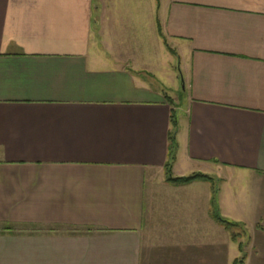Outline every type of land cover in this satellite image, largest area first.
I'll list each match as a JSON object with an SVG mask.
<instances>
[{
  "label": "crops",
  "instance_id": "obj_1",
  "mask_svg": "<svg viewBox=\"0 0 264 264\" xmlns=\"http://www.w3.org/2000/svg\"><path fill=\"white\" fill-rule=\"evenodd\" d=\"M160 30L187 80L173 175L264 222V0H0V262L142 264L159 213L220 233L211 182L166 181Z\"/></svg>",
  "mask_w": 264,
  "mask_h": 264
},
{
  "label": "rangeland",
  "instance_id": "obj_2",
  "mask_svg": "<svg viewBox=\"0 0 264 264\" xmlns=\"http://www.w3.org/2000/svg\"><path fill=\"white\" fill-rule=\"evenodd\" d=\"M159 35L158 41L153 42L157 50L143 54L142 62L151 64L154 71L173 80L174 88H171L170 102L172 106L181 107L184 93L187 92V80L183 76L178 54L169 50L161 30ZM211 211L213 217L214 208ZM220 214L238 225L226 227L214 219L222 226L218 233V231L214 232L213 228L207 231L201 221L195 219L194 222L192 218H188L190 216L196 218L198 216L196 212L193 214L191 212V215L179 212L180 219L183 215L187 217L185 223L183 220L179 223L178 220H168L159 213L155 219H151L147 228V243L142 264H264V222L258 220L248 223L231 219L221 212ZM202 234L205 236L209 234L207 236L210 238L204 240L205 236L202 237ZM0 264L14 263L0 262Z\"/></svg>",
  "mask_w": 264,
  "mask_h": 264
},
{
  "label": "trees",
  "instance_id": "obj_3",
  "mask_svg": "<svg viewBox=\"0 0 264 264\" xmlns=\"http://www.w3.org/2000/svg\"><path fill=\"white\" fill-rule=\"evenodd\" d=\"M168 46V45H167ZM169 50L172 51L174 53V50H172L169 46H168ZM185 94V93H184ZM171 131L169 134V160L166 164V168H165V175H166V181L168 183H172L174 185H187L190 184L191 182L194 181H198V180H205V181H210L212 183L213 186V208H214V212H213V217L216 221H218L219 223L225 225L226 227H235L238 224L235 222H231L230 220L222 217V215L220 214V209L217 205V188H216V184L214 183V180L212 177H210L209 175L206 174H201V173H196V174H192L189 176H182V177H176L173 175L172 172V167H173V162L176 159V153H177V149H178V143H177V139H176V134H177V130H178V111L176 110L175 106L172 110V115H171Z\"/></svg>",
  "mask_w": 264,
  "mask_h": 264
}]
</instances>
